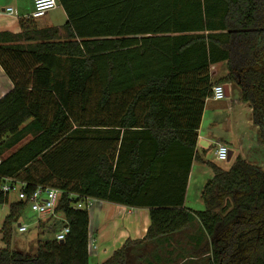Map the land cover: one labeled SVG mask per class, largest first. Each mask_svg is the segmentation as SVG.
I'll return each instance as SVG.
<instances>
[{"label": "trees", "instance_id": "trees-1", "mask_svg": "<svg viewBox=\"0 0 264 264\" xmlns=\"http://www.w3.org/2000/svg\"><path fill=\"white\" fill-rule=\"evenodd\" d=\"M56 1L63 26L0 33L13 85L0 99V264H89L84 199L148 209L145 236L99 264H264V170L206 162L205 208L184 207L214 85L234 84L264 143V0ZM8 179L28 197L59 191L62 241L11 251L27 203L9 202Z\"/></svg>", "mask_w": 264, "mask_h": 264}, {"label": "crops", "instance_id": "crops-1", "mask_svg": "<svg viewBox=\"0 0 264 264\" xmlns=\"http://www.w3.org/2000/svg\"><path fill=\"white\" fill-rule=\"evenodd\" d=\"M7 9H12L13 14L7 13ZM31 11L32 0H0V33L18 35L28 26L31 28L33 27L37 30L51 27L49 26L51 21L46 19L41 23V25H45V27L40 28L37 24V21L42 19L43 17L37 20H33L30 17ZM211 71L213 80H220L227 73L226 63L213 65L211 67ZM226 85L229 89L227 98L230 97L231 90L239 92L234 84ZM12 87L13 85L11 81L5 75L3 69L0 66V99L3 98L12 89ZM208 100L211 99H207L206 102ZM206 102L200 128L197 132L196 159L192 162L191 165L184 199V207L192 211H201L200 209L202 208V206H204L201 195L200 202L197 203V206H193L194 204H190L188 201L190 185L192 179L194 178L196 166H198L197 172L201 171L200 168H202L203 177H208L204 178L199 184L200 194L204 184L212 177V171L206 165V162L212 161H208L203 158V153L205 154L210 151L200 147V141L202 140L200 130L201 126L203 125V118L206 112ZM218 102L219 101H215V103ZM236 102L238 104H241V102H239V97L237 98ZM228 109L231 108L228 107ZM247 120L252 124L251 109L249 108V106ZM225 139L226 140L223 141L221 139L213 137V135H208V138H205V141L210 145L209 148L212 146L216 148L217 145H224L228 148L229 155L231 153L230 160L226 163L227 167L224 168L219 164L217 165L221 166L223 169H228L235 162L236 158H241L249 164L264 170V143H261L259 141L257 127L254 126L253 133L250 132V140H248V142L243 146H236L232 144L230 137H226ZM88 212L90 236L89 245L92 248V251L90 250L89 256H91L90 258L93 259L94 264H99L105 261L113 254L114 251L121 248L124 242H126L127 240L142 239L145 236L150 224L148 209L146 208H131L110 202L91 200V205L88 208ZM36 219H34V222L32 223L35 226L34 228L39 230L45 229V225H43L44 223L37 222L38 220ZM39 219L45 220L42 217H40ZM52 221L53 220H51V222ZM0 246H2L1 243Z\"/></svg>", "mask_w": 264, "mask_h": 264}, {"label": "rangeland", "instance_id": "rangeland-1", "mask_svg": "<svg viewBox=\"0 0 264 264\" xmlns=\"http://www.w3.org/2000/svg\"><path fill=\"white\" fill-rule=\"evenodd\" d=\"M46 19L51 21L49 25L51 27H61L66 23V15L64 13V10L59 5L54 10L46 14V16H44L42 19L37 21V24L40 28L45 27V25H41V23ZM238 97L239 92L231 90L230 97L225 98L221 102L219 101L218 103H215V101L208 100L206 102L207 105L205 109V116L203 118V125L201 126L200 130V135L202 138V140L200 141V147L210 151L205 154L203 153V158L208 161H212L215 164H219L224 168L227 167V161L219 162L215 160V147L212 146L209 148L210 145L205 141V138H208V135H213V137L225 141L226 137H230L232 144L236 146H243L248 142V140H250V132L253 133L254 126L247 120L248 105L244 103L238 104L236 102ZM228 107H230L231 109H228ZM29 139L30 137L26 138L21 144H24ZM197 169L198 166H196L195 168L194 178L192 179L188 194V201L190 204H194L193 206H197V203L200 202V182L204 178H208L203 177L202 168H200L201 171L199 172H197ZM8 196L9 202L11 204L16 203V201L18 200L17 193L15 192L9 193ZM8 207L9 205L0 206V226L3 219L8 214ZM202 208L200 209L201 211L204 210V206H202ZM55 216L49 218L46 217L44 218L45 220H40V217H37L30 210L29 206H25L22 209L21 219L12 227V240L10 247L11 251L33 254V250L35 249L38 242L54 240L55 234L58 232V230L61 229L60 220L62 219L61 215ZM34 219L38 220L37 222L44 223L43 225L47 226L48 228L41 230L34 228L35 226L32 224L34 222ZM51 220L53 221L51 222ZM18 224L26 225V232H19ZM90 250L92 251V248L89 245V253ZM90 257L91 256H89V264H94L93 259Z\"/></svg>", "mask_w": 264, "mask_h": 264}, {"label": "built area", "instance_id": "built-area-1", "mask_svg": "<svg viewBox=\"0 0 264 264\" xmlns=\"http://www.w3.org/2000/svg\"><path fill=\"white\" fill-rule=\"evenodd\" d=\"M58 6L56 0H32V11L30 17L33 20L40 19L44 17L47 13L54 10ZM7 13L13 14L12 9H7ZM213 101H222L225 99V90L222 84H216L211 90L210 98ZM214 157L216 161L226 162L229 157V150L224 145H217L214 151ZM25 184L21 182H15L13 180H6L2 185L1 191L3 194L9 195L11 192L17 193L18 201H23L27 203L30 210L37 217H54L55 208L57 205L59 191L52 188H42L38 187L32 195L29 197L23 192ZM92 199H84L78 202L74 207L76 209H88L91 205ZM56 217V216H55ZM64 223V220L61 219ZM27 226L18 224L19 232H26ZM69 228L63 224L61 229L55 234V239L57 241H62L66 234H68Z\"/></svg>", "mask_w": 264, "mask_h": 264}, {"label": "water", "instance_id": "water-1", "mask_svg": "<svg viewBox=\"0 0 264 264\" xmlns=\"http://www.w3.org/2000/svg\"><path fill=\"white\" fill-rule=\"evenodd\" d=\"M224 90H225V98H227L228 97V90H229L227 85H224ZM230 157H231V153H230L227 161L230 160Z\"/></svg>", "mask_w": 264, "mask_h": 264}]
</instances>
